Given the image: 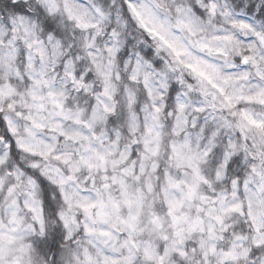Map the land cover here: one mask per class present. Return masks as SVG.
<instances>
[{"label": "snow or ice", "instance_id": "6c2138e0", "mask_svg": "<svg viewBox=\"0 0 264 264\" xmlns=\"http://www.w3.org/2000/svg\"><path fill=\"white\" fill-rule=\"evenodd\" d=\"M0 264H264V0H0Z\"/></svg>", "mask_w": 264, "mask_h": 264}]
</instances>
